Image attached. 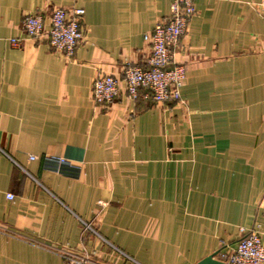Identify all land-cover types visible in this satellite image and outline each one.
I'll return each instance as SVG.
<instances>
[{
	"label": "crops",
	"instance_id": "crops-1",
	"mask_svg": "<svg viewBox=\"0 0 264 264\" xmlns=\"http://www.w3.org/2000/svg\"><path fill=\"white\" fill-rule=\"evenodd\" d=\"M172 2L0 0V264H198L264 225V0H195L180 100L93 101ZM56 8L85 10L75 55L11 44Z\"/></svg>",
	"mask_w": 264,
	"mask_h": 264
},
{
	"label": "built area",
	"instance_id": "built-area-1",
	"mask_svg": "<svg viewBox=\"0 0 264 264\" xmlns=\"http://www.w3.org/2000/svg\"><path fill=\"white\" fill-rule=\"evenodd\" d=\"M256 10L264 18V3L256 4ZM84 16L82 8L70 11L56 8L47 24L41 13L25 15L21 25L23 37L11 39V44L20 47L26 39L46 38L54 50L72 57L85 37ZM195 16V0H173L170 15L144 37L151 48L148 60L141 65L128 64L122 79L114 75L98 76L91 88L94 103L109 106L122 94L133 103L141 99L155 104L180 100L186 66L177 63L175 55ZM59 163L65 160L60 159ZM241 231L243 238L228 250H221L217 259L224 264H264V225L256 223L251 230L242 228ZM69 264L101 263L89 257L74 256Z\"/></svg>",
	"mask_w": 264,
	"mask_h": 264
},
{
	"label": "water",
	"instance_id": "water-1",
	"mask_svg": "<svg viewBox=\"0 0 264 264\" xmlns=\"http://www.w3.org/2000/svg\"><path fill=\"white\" fill-rule=\"evenodd\" d=\"M218 254H219V252H216V253L208 256L207 258L203 259L198 264H224L223 262H221L220 260L217 259Z\"/></svg>",
	"mask_w": 264,
	"mask_h": 264
}]
</instances>
